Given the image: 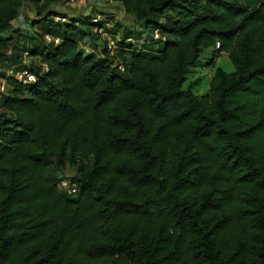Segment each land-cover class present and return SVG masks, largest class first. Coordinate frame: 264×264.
Wrapping results in <instances>:
<instances>
[{
  "label": "trees",
  "instance_id": "1",
  "mask_svg": "<svg viewBox=\"0 0 264 264\" xmlns=\"http://www.w3.org/2000/svg\"><path fill=\"white\" fill-rule=\"evenodd\" d=\"M30 1V24L61 39L25 64L9 33L23 0H0V264H264V0H117L160 34L137 48L90 21L123 30L119 59L83 47L87 15ZM222 52L232 70L196 93L188 75Z\"/></svg>",
  "mask_w": 264,
  "mask_h": 264
},
{
  "label": "rangeland",
  "instance_id": "2",
  "mask_svg": "<svg viewBox=\"0 0 264 264\" xmlns=\"http://www.w3.org/2000/svg\"><path fill=\"white\" fill-rule=\"evenodd\" d=\"M78 5H83L78 7ZM51 11H56V16L50 17L53 21L62 22L64 20H71L72 18L81 16L84 18L86 15L88 16L87 22L83 27L89 28L91 31H95L89 25V22L92 21L93 17H96L98 21L105 22V29L108 31H112L115 27V24L118 22L120 27L125 28L126 33H131L133 37L137 38V40H132V42L137 43V48L141 46V43L148 41L150 43V36L154 38L156 32L153 33L144 28L142 23L135 22L132 18H129L123 11L121 3L117 0H55L51 4ZM64 17V19H63ZM38 20L37 15L35 13L34 6L30 0H23V6L21 13L16 21L13 22L14 28H23L22 30H12L11 33L14 37V41L11 43L12 46L15 45L18 49V53L21 54L23 62L25 64L34 67L36 69L39 68L38 58L31 56L29 52H27V48L30 45H37L42 47L44 44H50L54 42L55 39H61V32L58 29L57 25H52L51 32L49 33L41 26H33L30 24V21ZM102 31L97 33V37H91V40L85 39V41H81L83 43V47L87 49V52H96L100 53L102 49V43L104 40L107 41V48L110 45L111 41L113 42V53L116 54V40L121 38L123 35L122 29H117L113 33H109L104 28H101ZM159 33V32H158ZM160 35V34H159ZM90 38V37H89ZM155 40L159 38H154ZM154 40V41H155ZM150 41V42H149ZM157 44V43H156ZM146 47V46H145ZM156 49V48H155ZM10 48L7 50V54H10ZM209 50L203 53V61L209 57ZM117 55V54H116ZM118 58V55L116 57ZM11 60H8L10 63ZM17 63V62H15ZM24 64V63H23ZM14 65V64H12ZM216 66H221L226 71L232 70V64L230 63L227 54L222 52L219 57L214 59V66H200L195 68L196 71L188 75V80H193L196 77H200L198 80L197 86L195 88L196 93L203 94L207 91L209 86V79L212 76L214 68ZM26 67V66H25ZM13 66L11 68H7L6 74L9 76L13 70ZM12 76V75H11ZM8 83V82H7ZM72 170L67 167H63L59 170L58 176L64 180H69L68 177L71 175ZM59 181V184L61 182ZM62 190V189H61Z\"/></svg>",
  "mask_w": 264,
  "mask_h": 264
},
{
  "label": "built area",
  "instance_id": "3",
  "mask_svg": "<svg viewBox=\"0 0 264 264\" xmlns=\"http://www.w3.org/2000/svg\"><path fill=\"white\" fill-rule=\"evenodd\" d=\"M93 22H97L98 20L96 19V17H93L91 19ZM96 32H101L102 29L101 28H95ZM156 35L154 36V38H159L160 35L157 31ZM60 40L59 39H55L53 43H58ZM218 45V44H217ZM113 42L111 41L110 45L108 46V50L110 53H113ZM120 70L124 71V67L120 66L119 67ZM42 69H46V65H42ZM0 70H2L1 66H0ZM11 75L13 76V78L15 79L16 82L20 83L23 86H28L32 83H34L36 81V74L31 71L28 67H22L19 69H13L11 72ZM7 81L4 78L0 79V100L2 95L6 92L7 90ZM0 110H1V105H0ZM60 189H62V191L66 194H73L76 192V184L75 183H71L70 180H64L62 179L60 184H59Z\"/></svg>",
  "mask_w": 264,
  "mask_h": 264
}]
</instances>
